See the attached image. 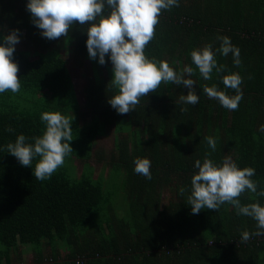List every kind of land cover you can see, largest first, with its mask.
I'll use <instances>...</instances> for the list:
<instances>
[{"label": "trees", "instance_id": "16d2710c", "mask_svg": "<svg viewBox=\"0 0 264 264\" xmlns=\"http://www.w3.org/2000/svg\"><path fill=\"white\" fill-rule=\"evenodd\" d=\"M178 2V7L162 10L145 55L167 61L177 72L192 67L195 74L185 78L195 81L199 103H181L179 97L189 89L162 83L135 110L118 114L108 103L118 91L110 87L111 61L107 55L104 65L91 59L98 74L83 86L79 116H96L114 134L110 150H95L109 183L105 189L101 179L83 170L80 180L54 179L39 187L24 169L7 171L0 158V264H22L28 252L31 264H264V236L241 241L242 232L257 230L256 221L237 215L228 203L198 215L187 203L191 177L198 171L194 162L202 163L206 153L217 165L230 157L239 168H254L257 191L264 190V0ZM27 3L0 0V37L18 29L25 47L35 50L31 59L26 50L15 49L12 59L21 82L58 88L69 58H89L87 25L74 22L67 37L49 40L33 24ZM218 36L239 47L241 65L233 64L231 53L216 52L225 70H213L212 79L204 80L191 52L208 44L215 51ZM66 47L67 54L62 52ZM231 73L243 80V98L235 111L203 91L215 84L235 95L222 83V76ZM9 126L11 133L5 130ZM18 130L33 142L25 118L0 111V144L10 138L14 142ZM208 136L217 141L215 152L207 145ZM137 158L151 161V180L134 172ZM240 200L264 206V197L253 193L245 192Z\"/></svg>", "mask_w": 264, "mask_h": 264}, {"label": "clouds", "instance_id": "9594fccd", "mask_svg": "<svg viewBox=\"0 0 264 264\" xmlns=\"http://www.w3.org/2000/svg\"><path fill=\"white\" fill-rule=\"evenodd\" d=\"M178 6V0H28L26 8L33 24L49 40L67 37L74 22L87 25L89 58L97 60L100 65L105 64L106 55L110 59L113 73L110 87L118 91L109 98L108 103L123 115L135 110L141 98L156 92L162 83H173L189 89L186 95L179 97L181 103H199V96L193 88L195 81L185 78V74L188 77L195 74L192 67L185 66L182 72H177L167 61L157 62L145 55L146 46L154 39L162 10ZM0 38L3 40L0 43V93H18L21 89L17 76L19 68L12 57L14 46L19 43V30L14 29ZM217 39L221 43L215 51L212 44H208L191 52V59L204 80L212 79L213 70L217 74L225 70L224 65L217 63L216 52L225 57L231 53L233 64L236 67L241 65L239 47L234 46L227 36H218ZM222 83L236 94L229 96L215 84L205 85L203 91L223 108L238 110L243 98L242 77L239 73L227 74L222 76ZM181 111H187V108ZM40 119L46 125L41 136L32 137L33 142L30 143L28 137L19 134L3 150L14 156L22 166L32 167L36 180L45 181L64 165L65 158L73 152L69 141L73 140L71 123L74 117L60 112H44ZM5 130L9 133L13 131L10 126ZM260 130L264 131V126ZM205 139L208 147L215 152L216 139L212 136ZM210 155L206 153L202 163L199 159L194 162L198 171L191 177V192L187 197L192 214L198 215L202 209L218 211L228 203L236 209L237 215L256 221L257 230L254 233L242 232V242L246 243L252 235L264 236V206L259 202L242 204L240 200L245 192L264 197V190L257 191L258 183L252 179L256 174L255 169L239 168L230 157L217 165L209 158ZM134 165L136 174L152 179L149 159L137 158ZM185 191L184 187L179 189L181 195Z\"/></svg>", "mask_w": 264, "mask_h": 264}, {"label": "rangeland", "instance_id": "374dc122", "mask_svg": "<svg viewBox=\"0 0 264 264\" xmlns=\"http://www.w3.org/2000/svg\"><path fill=\"white\" fill-rule=\"evenodd\" d=\"M14 47L15 49L26 50L31 59L36 56L34 49L25 47L22 38H19V43ZM68 51L69 48L66 47L62 52L67 54ZM95 74L98 73L91 59L71 57L67 60L66 78H64L60 87L51 88L21 82V89L18 93H12L11 91L0 93V111L13 112L25 118L30 124L34 137L41 136L45 131V122L40 119L42 113L60 112L62 115H73L74 117L71 123L73 140L69 141L73 152L65 158L64 165L50 179L45 181L36 180L32 167H24L15 157H9L6 154L3 148L7 144L4 143L0 144V158L4 165L8 167L5 168L7 171L22 168L34 178L39 187H46L54 179L63 183L74 181L84 175V171L86 173L91 172L93 178L101 179L106 189L109 183V174L104 164L96 159L95 150L99 148L110 150L113 147L114 134L111 129H106L96 116H79L84 103L83 86L88 80L94 79ZM38 132L41 134H38ZM19 134L22 133L18 130L17 135ZM9 140L12 141L11 138ZM34 164L35 161L33 166ZM31 263L32 254L28 252L24 255L22 264Z\"/></svg>", "mask_w": 264, "mask_h": 264}]
</instances>
